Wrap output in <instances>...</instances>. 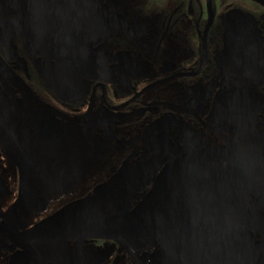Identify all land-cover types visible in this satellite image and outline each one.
Masks as SVG:
<instances>
[{"label":"flooded vegetation","instance_id":"1","mask_svg":"<svg viewBox=\"0 0 264 264\" xmlns=\"http://www.w3.org/2000/svg\"><path fill=\"white\" fill-rule=\"evenodd\" d=\"M210 151L249 160L264 264V0H0V264H170L130 216ZM183 194L171 264H223L203 240L226 209Z\"/></svg>","mask_w":264,"mask_h":264},{"label":"water","instance_id":"2","mask_svg":"<svg viewBox=\"0 0 264 264\" xmlns=\"http://www.w3.org/2000/svg\"><path fill=\"white\" fill-rule=\"evenodd\" d=\"M221 151H210L196 157H184L177 163L167 167L157 179L153 189L144 199L142 205L131 216V225L136 231L132 238L137 239V233L147 239L162 243L167 249L168 262H173L171 253L172 228L171 211L174 208L173 199L184 198V192H191L193 197L220 201L226 209V228H220V221H211V234L206 237L205 252L212 254L214 260L226 264H250L255 243L246 223L245 188L249 182L251 166L245 157L224 159L231 164L230 172L208 167L214 154ZM189 176L191 179L177 178ZM182 182L193 183L192 187L179 186ZM205 183H209L207 186ZM100 231V230H98ZM102 232V231H100ZM145 238V237H144Z\"/></svg>","mask_w":264,"mask_h":264}]
</instances>
